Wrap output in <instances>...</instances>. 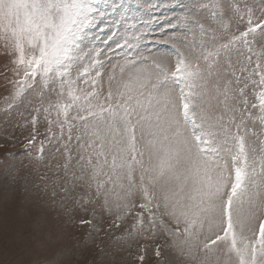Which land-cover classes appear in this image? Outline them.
I'll use <instances>...</instances> for the list:
<instances>
[{
  "label": "snow or ice",
  "instance_id": "6c2138e0",
  "mask_svg": "<svg viewBox=\"0 0 264 264\" xmlns=\"http://www.w3.org/2000/svg\"><path fill=\"white\" fill-rule=\"evenodd\" d=\"M0 48L65 196L139 208L195 264H264V0H0Z\"/></svg>",
  "mask_w": 264,
  "mask_h": 264
},
{
  "label": "rangeland",
  "instance_id": "374dc122",
  "mask_svg": "<svg viewBox=\"0 0 264 264\" xmlns=\"http://www.w3.org/2000/svg\"><path fill=\"white\" fill-rule=\"evenodd\" d=\"M244 26L239 25L241 30ZM163 39L157 37L149 47L164 50ZM11 59L0 48V264H195L180 255L163 233L134 229L139 208L128 215L112 203L106 206L94 187H77L65 196L60 190L63 181L53 183L63 174L57 169L63 158L48 142L44 113L34 111L40 103L39 88L23 100L12 98ZM34 115H38L35 125ZM52 132H58L55 125ZM42 142L44 156L38 161ZM134 199L140 202L139 196Z\"/></svg>",
  "mask_w": 264,
  "mask_h": 264
}]
</instances>
